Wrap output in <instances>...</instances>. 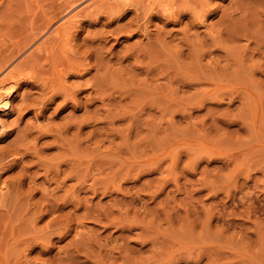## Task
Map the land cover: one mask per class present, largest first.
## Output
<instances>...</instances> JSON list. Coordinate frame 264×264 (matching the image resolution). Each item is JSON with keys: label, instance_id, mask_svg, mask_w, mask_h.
<instances>
[{"label": "rangeland", "instance_id": "rangeland-1", "mask_svg": "<svg viewBox=\"0 0 264 264\" xmlns=\"http://www.w3.org/2000/svg\"><path fill=\"white\" fill-rule=\"evenodd\" d=\"M88 1L0 0V66ZM123 1L0 108V264H264V0Z\"/></svg>", "mask_w": 264, "mask_h": 264}, {"label": "bare ground", "instance_id": "bare-ground-1", "mask_svg": "<svg viewBox=\"0 0 264 264\" xmlns=\"http://www.w3.org/2000/svg\"><path fill=\"white\" fill-rule=\"evenodd\" d=\"M97 1H99V2H102V4H105V5H108V6H112L113 4H115V3H117V5H118V3H122V2H124L123 0H97ZM96 0H94V1H88V2H85V4L84 5H82L84 2H82V3H77V2H71V3H67L68 5H66L65 6V15H68V16H65L64 15V20H62L63 19V17L62 18H60V24L59 25H54V24H49L48 26H47V28L45 29V31L42 33V36H40L42 39L39 41V40H37V41H39V42H35L34 43V47H33V44L30 46V47H27V49H29V50H27L28 51V53L26 54L25 53V55L24 54H22V53H19V57H21V58H19L18 56V58H19V60L14 64V65H12V63L11 64H9V63H7V64H9V65H6V66H4L5 64L4 63H2V65L0 66V108H1V111H5L6 110V108H7V103H10V102H8L9 101V98H10V95L11 94H14L13 93V91H15V87H16V84H17V82H18V80L19 79H21L22 77H21V71H24V70H22V69H26L25 67L27 66L28 67V64L31 62V61H34L33 59H34V57H36L37 55H39V54H41V53H48V52H50V50H49V47H50V45H48V42H49V39H52V38H59V39H61L63 42H67V44L69 43V34H70V28H71V26H72V24H76L78 21V17L80 18V14L83 12L82 11V9L84 8L85 10H84V12L86 11V10H88V9H91V7L93 6L94 7V4H96V2H97ZM134 1V0H133ZM155 2V0H152V2ZM105 2V3H104ZM130 2V1H129ZM107 3V4H106ZM112 4V5H109V4ZM158 3H160V2H158ZM123 4V3H122ZM161 4H162V2H161ZM82 5V6H81ZM116 5V4H115ZM157 5H159V4H157ZM165 5V4H164ZM163 4L161 5V6H164ZM169 5V4H168ZM114 6V5H113ZM160 6V5H159ZM63 6H61V8H62ZM123 7V6H122ZM165 7H166V5H165ZM86 8H88V9H86ZM95 8V7H94ZM94 8H92V9H94ZM167 8V7H166ZM171 8V7H170ZM164 9L165 8H163V11H164ZM101 11V10H100ZM166 11V10H165ZM168 11H169V9H168ZM170 11H171V9H170ZM203 11V10H202ZM83 12V13H84ZM88 12V11H87ZM82 13V15H84ZM164 13V12H163ZM195 13V12H194ZM172 15V14H171ZM65 17H66V19H65ZM200 17V16H199ZM202 17V16H201ZM201 19V18H200ZM62 20V21H61ZM202 21V20H201ZM201 23V22H200ZM203 23V22H202ZM53 25V26H52ZM55 26V28H53ZM77 27V26H76ZM72 29V28H71ZM43 31V30H42ZM40 32V31H39ZM72 32V31H71ZM34 36V35H33ZM71 37H72V35H71ZM53 40V39H52ZM52 40H50V41H52ZM35 41V40H34ZM56 42V41H55ZM60 43V42H59ZM55 44V43H54ZM61 46H63L64 48H65V46L64 45H62V42H61ZM55 47V46H54ZM62 47V48H63ZM19 48V47H18ZM51 48V47H50ZM56 48V47H55ZM67 50H68V48H66ZM53 51V50H52ZM16 52V51H15ZM24 52H26L25 50H24ZM54 52V51H53ZM52 52V53H53ZM75 52V51H74ZM14 54V53H13ZM53 54H55V53H53ZM16 55V54H15ZM56 55H57V53H56ZM43 56V55H42ZM58 56V55H57ZM11 57V56H10ZM49 57V56H48ZM56 57V56H55ZM66 57V56H65ZM58 58V57H57ZM57 58H54V60H53V57H52V65H53V62H54V67L55 68H57L58 67V65L59 66H62V65H64L62 62H60V64H59V62L57 61ZM62 58V57H61ZM70 58V57H69ZM68 58V59H69ZM76 58H78V57H76ZM16 59V58H15ZM43 59V58H42ZM47 59V58H46ZM59 59V58H58ZM63 61H64V59H62ZM61 60V61H62ZM47 61V60H46ZM56 61L58 62V63H56ZM77 61V60H76ZM12 62H14V61H12ZM43 62V61H42ZM50 62V61H49ZM34 63V62H33ZM35 63H37V62H35ZM40 63V62H39ZM48 63V62H47ZM50 64V63H49ZM74 64H75V62H74ZM30 65V64H29ZM35 65H37V64H35ZM38 65H40V64H38ZM73 65V64H72ZM85 65V64H84ZM52 66V67H53ZM69 66H71V65H69ZM69 66H63L62 68H59V71H65L66 69H72V68H70ZM78 66H80V65H78ZM82 66V65H81ZM73 68H75V65L74 66H72ZM76 67H77V65H76ZM28 68H30V67H28ZM37 68H39V67H37ZM83 68V67H82ZM31 69V68H30ZM53 69V68H52ZM58 69V68H57ZM32 70V69H31ZM43 70V69H42ZM76 70V69H75ZM81 70V69H80ZM30 71V70H29ZM38 71V70H37ZM58 71V72H59ZM26 72H28V71H26ZM34 72V71H33ZM46 72V71H45ZM23 73V72H22ZM57 73V72H56ZM27 74V73H26ZM32 74V73H31ZM37 75V74H36ZM55 75V74H54ZM67 75V74H66ZM29 76H30V74H29ZM58 76H60V75H58ZM21 77V78H20ZM33 77V76H32ZM55 78V77H54ZM61 78V77H60ZM63 78V77H62ZM33 79V78H32ZM35 81V80H34ZM58 81H60V80H58ZM52 82V81H51ZM66 90V89H65ZM67 95V94H66ZM12 96V95H11ZM13 100V99H12ZM9 106V105H8ZM8 109V108H7ZM3 124V122H0V129H2V125ZM1 131V130H0ZM14 143V142H13ZM15 149V148H14ZM10 153V152H9ZM15 153V152H14ZM24 153H26V152H24ZM4 181V180H3ZM3 183V182H2ZM1 183V184H2ZM4 185V184H3ZM3 188V187H2ZM1 188V186H0V206L2 205H4V199H5V195H6V192H5V190H3ZM20 190V189H19ZM10 192V191H9ZM9 200V199H8ZM28 201V200H27ZM29 203V202H28ZM54 204V203H53ZM7 206V205H6ZM30 206V205H29ZM56 206V205H55ZM49 209V208H48ZM37 210V209H36ZM44 210V209H43ZM2 211V210H1ZM39 212V211H38ZM8 213V212H7ZM34 215V214H33ZM5 216H7V215H5ZM10 216V215H9ZM10 221V220H9ZM6 222V221H5ZM11 222V221H10ZM6 224V223H5ZM36 228V227H35ZM12 229V228H11ZM6 230V229H5ZM4 255V254H3ZM23 257H24V255H23ZM4 258V257H3ZM22 258V257H21ZM1 262V261H0Z\"/></svg>", "mask_w": 264, "mask_h": 264}]
</instances>
